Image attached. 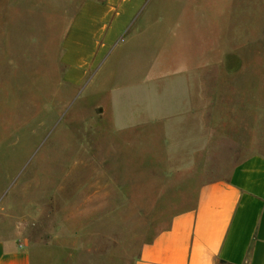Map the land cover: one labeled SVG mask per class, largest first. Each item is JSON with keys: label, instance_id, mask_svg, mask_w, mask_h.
<instances>
[{"label": "rangeland", "instance_id": "obj_1", "mask_svg": "<svg viewBox=\"0 0 264 264\" xmlns=\"http://www.w3.org/2000/svg\"><path fill=\"white\" fill-rule=\"evenodd\" d=\"M3 5L12 25L0 43L28 54V83L0 102V229L23 208L31 264H133L187 206L175 202L179 179L134 166L135 90L148 100L149 85L164 87V100L174 85L199 84L221 102L264 106V0H142L76 86L61 63L70 1Z\"/></svg>", "mask_w": 264, "mask_h": 264}, {"label": "crops", "instance_id": "obj_2", "mask_svg": "<svg viewBox=\"0 0 264 264\" xmlns=\"http://www.w3.org/2000/svg\"><path fill=\"white\" fill-rule=\"evenodd\" d=\"M69 1L61 63L65 82L76 86L132 23L142 0ZM11 25L3 5L0 28ZM27 62L26 52L0 43V102L10 104L13 93L27 87ZM35 72L37 91L42 73ZM155 86L147 88L148 100L137 97L143 91L134 93L133 163L147 161L166 180L179 179L175 202L187 206L142 244L133 264H264V106L231 105L202 85L185 83L160 100L164 87ZM27 219L22 208L0 229L7 231L0 235V264H31L22 238Z\"/></svg>", "mask_w": 264, "mask_h": 264}]
</instances>
